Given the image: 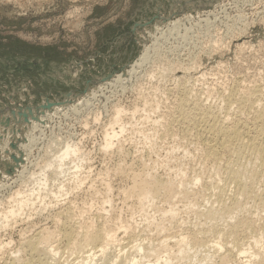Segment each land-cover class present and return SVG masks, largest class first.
<instances>
[{
	"label": "rangeland",
	"instance_id": "1",
	"mask_svg": "<svg viewBox=\"0 0 264 264\" xmlns=\"http://www.w3.org/2000/svg\"><path fill=\"white\" fill-rule=\"evenodd\" d=\"M162 61H165L164 63L169 61L167 63L169 67L165 64V68ZM238 83L244 91L246 86H250V89L253 84V87L261 86L264 98V0H0V217L2 216L0 246L4 248L0 253L12 249L17 244L16 241L18 242L27 232L29 234L32 230L42 227L41 224L52 226L54 214L60 210L59 206L64 209L66 205L71 204L72 207L75 203L72 208L76 215L81 212L82 215L87 214L85 217L92 218L103 212L108 220L113 217L114 222L111 220L109 223L119 221L118 223L126 225L130 221L129 224L136 228L143 225L145 227L146 221L155 217L159 219L158 209L167 208L168 205L162 199H158L154 203V210L152 207L149 210L150 217L145 216L147 220L143 219L144 215L136 209V197L131 198L128 195L133 180L126 174L129 170L123 164L127 163L126 166L133 167L138 173L147 168L161 177L167 178L170 175L176 180L180 178L177 174L178 168L186 170V166L189 165L187 170L191 173L204 167L203 175L206 176L204 179L208 180L212 171L210 163H203L198 150L193 146L186 154L185 148L174 138L165 137L162 140L160 137L162 125L154 128L153 120L166 119L170 114L168 111H175L177 101L176 104H173V101L180 96L179 89L184 85L195 89H192L193 92L204 96L203 99L208 98L205 100L207 104L212 103L215 104L214 107L217 105L219 107L216 108H220L221 100L218 93L227 91ZM152 101H155V104L159 101L160 104L159 102L157 105L153 104L152 109ZM262 103L264 104V99ZM146 105L150 106L147 108H150L151 112L143 109ZM136 107L139 109L138 112L135 111ZM118 111H122L121 121L114 123L113 118L115 119ZM122 126L124 133L116 138L114 141L116 144L109 147L108 151L109 148L105 146L107 133L114 131V128L115 131H119ZM150 140L154 143L151 144ZM67 144H76L78 150L80 149L77 153L80 155L75 154L72 159H67L68 163L63 166V172L57 175L59 177L53 175L54 178L51 173L58 165L47 168L46 164L55 159L57 163L59 160L56 156L62 153V148ZM117 147L119 149L116 151ZM171 151L175 155L170 153ZM189 154L192 156H188ZM133 160L135 163L131 164ZM77 161L78 163H75ZM119 163L123 165L125 172L121 171ZM75 164L81 167L77 169ZM152 166L154 169L150 168ZM118 172L121 177L118 176ZM44 173L49 178H54L52 181L49 180L46 186L40 184V178ZM124 173L127 176L122 175ZM99 175L103 177L104 182ZM79 177L82 179L85 177L82 184L77 181ZM203 180L198 182L200 185H195L196 189L202 188ZM106 183L111 184L110 187ZM104 187L110 193L104 192L106 191ZM17 191L21 195L17 196ZM97 193L100 194L99 197ZM106 193L107 198L103 196ZM20 197L24 199L31 197L34 205H28L23 209L21 219L19 216L4 219L3 212L17 204L21 200ZM109 198H112L111 202ZM155 204H158L159 208ZM181 204L184 203L179 204L181 212L178 218L184 219L186 222L184 226L188 227L194 222L195 217ZM130 212L134 215L129 216ZM117 216L119 219H116ZM261 216H264L263 211L260 213ZM44 217H47L46 220ZM122 234L119 235L120 238L125 236Z\"/></svg>",
	"mask_w": 264,
	"mask_h": 264
},
{
	"label": "bare ground",
	"instance_id": "2",
	"mask_svg": "<svg viewBox=\"0 0 264 264\" xmlns=\"http://www.w3.org/2000/svg\"><path fill=\"white\" fill-rule=\"evenodd\" d=\"M215 44H216V42H215ZM189 48H191V47H189ZM259 48H260V46H259ZM208 49H210V48H208ZM158 56H160V55H158ZM143 58H145V57H142V59ZM160 59H162V58H160ZM184 59H186V58H184ZM164 62L162 61V63H164ZM238 62L241 63L240 61H238ZM167 63L163 64L164 67H165V64H166V67L167 66L169 67V65ZM197 64H199V63H197ZM154 68H155V66H154ZM161 69H163V68H161ZM213 71H214V69H213ZM162 73H163V70H162ZM225 75H226V73H225ZM255 77H257V76H255ZM172 78H174V77H172ZM172 78H169V79H172ZM186 78H183V80ZM199 78H200V76H199ZM186 81L187 80H185V82ZM259 82H260V80H259ZM178 83H179V81H178ZM211 83H213V82H211ZM253 85H252L251 89H250V86L249 87L246 86V88H245L246 91H244L239 86V83H238V85H236V86L233 85L232 87L229 86V84H228V86L231 88H229V89L226 88V89H228L227 91L223 90L222 92L220 91L218 93V98L221 100V101L219 100L221 103L220 108H216V107H219L217 105H216V107H214L215 104L212 105V103L207 104L205 101V100H208L207 97H206L207 99H205V98L203 99L202 97H204V96L201 97L199 95V93H195L196 91L193 92V90H195V89L192 88L193 89L192 90L191 88H189V86L184 85L179 89L180 96L179 97L177 96L179 99L175 98L177 100L173 101L174 102L173 104H176L175 102L177 101V106L175 108V111H173V110H171L173 112L168 111L170 114H168L169 116L166 119L161 120V118H160V120H158V121L153 120V122H155L154 123L155 126H153L154 128L158 125H162L163 129H162V132L160 134L161 139L165 138V137L166 138L167 137L174 138L175 140H177V142L181 146H183L185 148V150H186L185 152H187V150L193 146L195 149L198 150L202 162L208 163V164L210 163V165L212 166L211 167L212 171H211L210 176H208V178H209L208 180H206L207 178L204 179V177H206L203 175L204 171H205L204 167H200L198 169H195L191 173L187 170V166H189V165L186 166V170L183 169L182 167H181L182 169H180V170L178 168L177 174L180 178H179V180H176V178H174L173 176L169 175V177L164 178L165 176L161 177L160 175H157L155 172L149 171L145 167V166H147V163L144 161L143 162L146 165L144 164L145 166L143 165V167H145L147 171L144 169L145 171L143 170V172L139 171L141 173L134 171L135 169H133V167L131 165H130V167H132V168H129V166H126L127 163L125 164L124 162H122V163H124L123 165H125V167H128L129 171H131L133 169L132 172L127 171V173H126L129 176H131V178H132L131 180H133V185L131 184L132 187L130 188L128 195H130L131 198L136 197L137 208L136 207L135 208L138 210V212H141V214L144 215L143 219L147 220L145 218V216L150 217V216H148L149 215L148 213L150 212L149 210L151 207L152 208L155 207L154 203L158 199L159 200L162 199V201H165L166 204L168 205L167 208L161 209V207L159 208L158 204H160L162 201H160V203H158V204H155L156 206L158 205V208H159L158 209V212H160L159 219H156V217L154 216L155 218L152 217L153 218V219L151 218L152 220H148V222L146 221L147 225L145 227L143 225V227H140V228L138 227L139 228L138 229L134 225L129 224L130 221L126 225H122L121 223H118L119 221H117L116 219H119V217H118L119 215L117 216V218L115 217L116 218L115 220L117 221V223H109L113 217L111 216L112 218H110V220H108L107 216H105L103 212L99 213L96 216H93L92 218H87L84 216L86 213L84 215H82L80 212L79 215H76L77 213H75L74 212L75 210L73 211V208H72L75 203L73 204L72 207L70 206L71 204L69 206L66 205V207L64 209H62L63 208L62 206H59L60 210L56 211L57 213L54 214L52 226H46V225L43 226V224H41L42 227H39L38 226L39 224H38L37 226L39 228L32 230V232H30L29 234L27 232V234L22 236V238L18 242L16 241L17 244L15 246L12 244L14 246L12 249L6 250V247H5L6 251L3 253H0V264H264V216L260 217V213L262 211L264 212V104L262 103V100L264 98H263L262 88H260L261 86L259 87L257 85V86L253 87ZM166 86H167V84H166ZM247 87H248V89H247ZM175 88H177V87H175ZM158 89H159V87H158ZM166 89H168V88H166ZM153 90H154V87H153ZM197 91H198V89H197ZM210 91H211V89H210ZM210 91H208L209 94L211 93ZM213 91L214 90H212V92ZM135 92H137V91H135ZM155 92H156V90H155ZM176 92H178V91H176ZM209 94H208V96H209ZM214 95H215V92H214ZM140 96H141V94H140ZM140 96H139V98H140ZM211 97H213V96H211ZM144 98H145V96H144ZM215 98H217V97H215ZM152 99H153V97H152ZM156 99H158L157 96H156ZM148 100H146V101H148ZM138 101H139V99H138ZM157 102H159V101H157ZM157 102L155 104V101H154L152 103V106H153V104L157 105ZM215 102H217V101H215ZM134 103H136V101ZM149 103H151V101ZM159 104H160V102H159ZM218 104H219V102H218ZM143 106L145 107L144 104H143ZM147 107H150V106L146 105V108H143V109H145L146 111L148 109L150 111V108H147ZM174 107H175V105H174ZM153 108H154V106L152 107V109ZM166 109H168V108H166ZM75 110H77V109H75ZM138 110L139 109L137 108V110H135V111L138 112ZM145 110H144V112H146ZM169 110H170V108H169ZM155 111H157V110H155ZM120 112H122V111H118L117 115H115V119L113 118V120L115 121L114 123H118L121 121L120 120V116H121ZM126 112H127V110H126ZM162 113H164V112H162ZM133 114H134V112H133ZM152 114H153V112H152ZM135 115L136 114H134V116ZM158 115H159V113H158ZM160 116H161V114H160ZM156 117H157V115H156ZM146 118H149V117L146 116ZM157 118H156V120H157ZM129 126H131V125H129ZM149 126H151V125H149ZM110 127H112V126H110ZM123 129H124V126H122L120 128L121 131L120 130L115 131V128H114V131L107 133V139H106L107 141H106V145H105L106 148L112 147L114 145V143H115L114 141H116V138H118L119 135H121V133L122 134L124 133V132H122ZM159 129H161V128H159ZM126 131H128V130H126ZM137 131L139 132V130H137ZM156 131H158V130H156ZM145 133H146V131H145ZM153 134H154V132H153ZM121 136H120V138H121ZM143 136H145V135H143ZM157 138H159V137H157ZM126 139H127V137H126ZM147 139H149V138H147ZM152 139H154V138H152ZM172 140H171V142H172ZM158 141H161V140H158ZM120 142H121V140H120ZM148 142H149V140H148ZM153 143L154 142L151 141V144H153ZM159 144H160V142H159ZM120 145H122V144H120ZM122 146L124 147V145H122ZM139 146H141V145H139ZM183 147H181V148H183ZM103 149H105V148L103 147ZM118 149L119 148L117 147L116 151ZM169 149H170V147H169ZM79 150H78V147L76 144H67L66 146H64V148H62V153L60 155H57L58 157L56 156V158H58V160H59L57 163H55V160L57 161V159L50 160L51 158H48L50 161L46 164L47 168L58 165V166H55L56 168L52 171L53 173H51L52 174L51 176L54 177V176H57L59 173H62L63 172V169H62L63 166L68 163L67 159H70L75 154L80 155L79 153H77ZM109 150H110V148L108 149V151ZM148 150L145 149V151H148ZM106 151H107V149H106ZM120 151H122V150H120ZM124 152H126V151H124ZM174 152H175V150H174ZM174 152L171 151L170 153L174 154ZM198 152H196V153H198ZM80 153H81V151H80ZM113 153H111L112 156H113ZM186 154H188V152ZM195 155L197 156V154H195ZM107 156H108V154H107ZM170 156H171V154H170ZM185 156H187V155H185ZM188 156H192V154L191 155L189 154ZM173 157H175V156H173ZM141 158H142V156H141ZM150 158H152V157H150ZM168 159H170V157ZM121 161H123V160H121ZM184 161H185V159H184ZM131 162L130 163L133 164L134 160ZM143 162H141V163L143 164ZM156 162H159V161H156ZM191 162L193 163V161H191ZM191 162H189V163H191ZM75 163H78V161ZM114 163H116V162H114ZM137 163H139V162H137ZM72 164H74V163H72ZM154 164H155V161H154ZM194 164H196V163H194ZM80 165H81V163H80ZM80 165L75 164V168H77V169L80 168L81 167ZM123 165H121V164L119 165L121 167V171L122 170L124 171ZM150 165H152V162ZM198 165H199V163H198ZM192 166H194V165H192ZM208 166H207V168H210ZM112 167H113V165H112ZM150 168H153V166ZM207 168H205L206 171H207ZM85 169H86V167H85ZM125 169H127V168H125ZM142 169L143 168H141V170ZM115 170L113 171L114 173H115ZM191 170H192V168H191ZM154 171H157V170H154ZM84 172H86V171H84ZM157 173H159V172H157ZM45 174L46 173L42 174L43 177L40 178L41 183L40 182L39 183L46 186L48 184V181L54 180L55 177L49 178ZM69 174H70V172H69ZM104 174H106V173H104ZM126 174L124 173L122 175L127 176ZM72 175H74V174H72ZM171 175H173V174H171ZM118 176L121 177V174L119 173ZM124 176H122V177H124ZM57 177H59V176H57ZM99 177H100V175H99ZM110 177L111 176H109V178ZM97 178H98V176H97ZM100 178H102V180H103V177H100ZM83 179H82V177H79L77 180L78 183L82 184ZM123 179H125V178H123ZM128 179H130V177H128ZM88 180H89V178H88ZM131 180H130V182H132ZM202 180L204 182V184L202 185V188L196 189L195 185L197 186V184H199L198 182H202ZM104 181L105 180H103V182ZM110 181H112V179H110ZM107 182H109V181L107 180ZM78 183H77V185H78ZM102 184H105V183H102ZM107 184L108 183H106V185ZM43 185H42V187H44ZM94 185H92V186L94 187ZM100 185H101V182H100ZM106 185H104V186L106 187ZM110 185H107V186L110 187ZM38 186H39V184H38ZM129 186H126V187H129ZM56 187H57V185H56ZM84 187H86V186H84ZM90 188H92V187H90ZM69 189H70V187H69ZM112 189H113V187H112ZM95 190L96 189H94V191ZM105 190H106V188H105ZM94 191H93V193H94ZM41 192H43V191H41ZM104 192H108V191L106 190ZM108 193H110V192H108ZM108 193H106V195H103V196H106V198H107ZM16 194H17V196L21 195V194H18V191ZM52 194H53V192H52ZM97 194L99 197L100 194L99 193H97ZM126 194H127V189H126ZM92 195H94V194H92ZM128 195H127V197H128ZM17 196H15V197H17ZM34 196H35V194L33 195V197ZM27 197H29V196H27ZM27 197H26V199L20 197L21 200H19V201L17 199H15L16 201H18L17 204L12 206L11 208L9 207V210H7V211L5 210L3 212V210H1L4 214L3 218L4 219L18 218V216L20 218L22 211L25 207H27L28 205L29 206L34 205V202L32 201L31 197H30V199ZM39 197H40V194H39ZM118 197H119V194H118ZM86 198H87V196H86ZM116 198H117V196H116ZM111 199L109 198L110 202H111ZM128 199H129V197H128ZM128 199L126 202H128ZM109 200H108V202H109ZM124 200H126V198ZM132 200H131V202H133ZM73 201H74V199H73ZM84 201H85V199H84ZM57 202H58V200H57ZM104 202H105V204H104V206H105L106 200ZM181 202L184 203V204H181L184 207V209H186L187 212H190V214L193 213V215L195 217L194 222L188 227L184 226L186 224L184 219L180 220L178 218V215H180L179 212H181L180 211V205H179ZM65 203H66V200H65ZM102 205H103V203H102ZM107 205H108V203H107ZM110 205L112 206V204H110ZM133 205H134V203H133ZM162 207H164V206H162ZM105 208H106V206H105ZM105 208L103 211H105ZM184 209L182 208V210H184ZM126 210H127V208H126ZM153 210H154V208H153ZM113 211L115 212L117 210H113ZM113 211H112V213H113ZM107 212H111V211H107ZM107 212H105L106 215H107ZM131 212H132V210H131ZM131 212H130L129 216H131V214H132ZM29 213H30V211H29ZM37 214H38V212H37ZM43 214H44V212H43ZM138 214H140V213H138ZM187 214L188 213H186V215ZM112 215H114V213ZM121 215H120V217H122ZM132 215H134V214H132ZM142 215H140V216L142 217ZM183 215L181 214V216H183ZM137 217L138 216H136V218ZM191 217H193V216L191 215ZM191 217H190V219H191ZM0 218H2V216ZM46 218H45V220H46ZM113 220H112V222H114ZM185 220L187 221L188 219H185ZM47 224H48V222H47ZM20 225H21V223H20ZM30 226H32V224ZM34 226H35V224H34ZM28 228H29V226H28ZM33 228H35V227H33ZM19 230H21V229H19ZM25 231H27V230H25ZM120 231H121V233H119ZM122 233L125 236H123V238H120L119 235ZM20 234H22V233H20ZM125 248H127V250ZM2 250H4V248L0 246V251H2Z\"/></svg>",
	"mask_w": 264,
	"mask_h": 264
}]
</instances>
